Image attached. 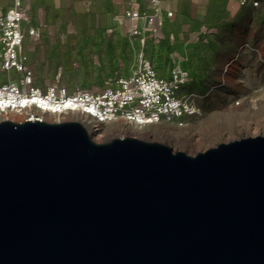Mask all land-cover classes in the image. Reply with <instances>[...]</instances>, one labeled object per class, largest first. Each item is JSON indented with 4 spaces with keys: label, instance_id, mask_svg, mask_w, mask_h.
Instances as JSON below:
<instances>
[{
    "label": "water",
    "instance_id": "95a60500",
    "mask_svg": "<svg viewBox=\"0 0 264 264\" xmlns=\"http://www.w3.org/2000/svg\"><path fill=\"white\" fill-rule=\"evenodd\" d=\"M0 264H264V134L191 155L2 120Z\"/></svg>",
    "mask_w": 264,
    "mask_h": 264
},
{
    "label": "rangeland",
    "instance_id": "374dc122",
    "mask_svg": "<svg viewBox=\"0 0 264 264\" xmlns=\"http://www.w3.org/2000/svg\"><path fill=\"white\" fill-rule=\"evenodd\" d=\"M23 1L31 24L40 27L37 38L27 37L25 51L35 84L43 89L56 83L69 91L103 90L131 73L142 50L163 77L178 67L190 73L184 91L201 95L202 114L189 118L187 127L127 126L128 133L120 135V126L110 124L108 138L93 135L96 142L133 136L194 155L221 142L264 134V0L258 8L231 0H160L157 9L146 0L137 8L138 21L126 15L131 6L115 0ZM12 4L0 0V10ZM77 116L44 118L59 122ZM23 118L0 115V121Z\"/></svg>",
    "mask_w": 264,
    "mask_h": 264
},
{
    "label": "built area",
    "instance_id": "2783aa9c",
    "mask_svg": "<svg viewBox=\"0 0 264 264\" xmlns=\"http://www.w3.org/2000/svg\"><path fill=\"white\" fill-rule=\"evenodd\" d=\"M235 1L241 7L261 6V0ZM150 2L156 9L160 7V0ZM126 15L132 21L141 18L133 6L126 10ZM155 18L151 17L150 25L154 24ZM31 20L23 0H13L8 9L0 10V69L3 75L10 76L5 79L0 73V115L15 113L24 116L23 121L43 120L41 114L78 115L76 120L87 127L92 137L104 138L109 135L107 126L110 124L185 128L189 118L202 114L198 102L201 95L184 91L191 80L190 73L178 67L172 71L171 77H163L143 50L131 73L119 77L103 90L77 88L69 91L56 83L46 89L37 86L25 51L27 37L40 35V27L31 24Z\"/></svg>",
    "mask_w": 264,
    "mask_h": 264
},
{
    "label": "crops",
    "instance_id": "0c3cea01",
    "mask_svg": "<svg viewBox=\"0 0 264 264\" xmlns=\"http://www.w3.org/2000/svg\"><path fill=\"white\" fill-rule=\"evenodd\" d=\"M117 1L120 6H133L135 8H141L145 3H146V0H115ZM233 1L234 3H236L238 5V3L235 1V0H231Z\"/></svg>",
    "mask_w": 264,
    "mask_h": 264
},
{
    "label": "bare ground",
    "instance_id": "6f19581e",
    "mask_svg": "<svg viewBox=\"0 0 264 264\" xmlns=\"http://www.w3.org/2000/svg\"><path fill=\"white\" fill-rule=\"evenodd\" d=\"M134 33L135 34H138L139 32H134ZM55 116L57 117V119L65 118V115H55ZM41 117L43 118V120L46 119V118H44V115L43 114H41ZM119 132H120L119 133L120 135H125V134L128 133L127 128L125 126H123V125H121ZM106 138H108V137H106Z\"/></svg>",
    "mask_w": 264,
    "mask_h": 264
}]
</instances>
